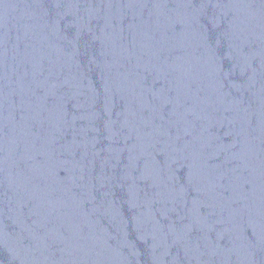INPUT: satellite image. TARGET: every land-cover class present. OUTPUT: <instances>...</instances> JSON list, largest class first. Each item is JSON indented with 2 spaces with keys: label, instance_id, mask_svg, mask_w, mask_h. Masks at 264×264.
Wrapping results in <instances>:
<instances>
[{
  "label": "water",
  "instance_id": "water-1",
  "mask_svg": "<svg viewBox=\"0 0 264 264\" xmlns=\"http://www.w3.org/2000/svg\"><path fill=\"white\" fill-rule=\"evenodd\" d=\"M0 264H264V0H0Z\"/></svg>",
  "mask_w": 264,
  "mask_h": 264
}]
</instances>
